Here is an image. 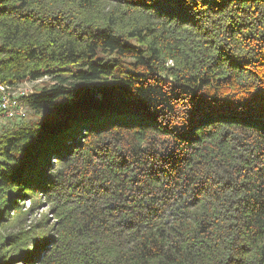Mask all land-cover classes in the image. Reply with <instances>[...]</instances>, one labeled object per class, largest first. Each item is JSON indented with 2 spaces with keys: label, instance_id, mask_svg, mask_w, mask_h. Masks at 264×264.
<instances>
[{
  "label": "trees",
  "instance_id": "trees-1",
  "mask_svg": "<svg viewBox=\"0 0 264 264\" xmlns=\"http://www.w3.org/2000/svg\"><path fill=\"white\" fill-rule=\"evenodd\" d=\"M43 77L0 230L50 217L0 264H264V0H0V85Z\"/></svg>",
  "mask_w": 264,
  "mask_h": 264
},
{
  "label": "rangeland",
  "instance_id": "rangeland-1",
  "mask_svg": "<svg viewBox=\"0 0 264 264\" xmlns=\"http://www.w3.org/2000/svg\"><path fill=\"white\" fill-rule=\"evenodd\" d=\"M43 81L37 84H32L30 86L31 90H37L38 88L42 87L43 85H46L47 82L49 83V79L46 77L42 78ZM37 117L33 115L31 111H29V114L27 115V118L24 120L25 122L28 121H34ZM11 123V121H8L6 119H3V117L0 114V134L4 126H7ZM22 211L27 212L32 209V202L29 200H25L24 202H20ZM33 211L30 212L27 216H24L19 221L11 222L9 224H6L5 227L0 230V238L9 237V235H19L20 233H26L31 232L34 233L35 228L38 226V224L42 221V219L46 217H50L49 209L47 208L46 204L43 202L38 205L37 207L32 209ZM52 219H48L50 222ZM34 236H36L34 234ZM43 243V242H39ZM17 264H20L19 262H16Z\"/></svg>",
  "mask_w": 264,
  "mask_h": 264
},
{
  "label": "built area",
  "instance_id": "built-area-1",
  "mask_svg": "<svg viewBox=\"0 0 264 264\" xmlns=\"http://www.w3.org/2000/svg\"><path fill=\"white\" fill-rule=\"evenodd\" d=\"M43 79L26 80L20 84L8 86L0 85V114L8 121L23 120L29 114V108L25 99L34 93L31 90L32 84L42 82Z\"/></svg>",
  "mask_w": 264,
  "mask_h": 264
},
{
  "label": "clouds",
  "instance_id": "clouds-1",
  "mask_svg": "<svg viewBox=\"0 0 264 264\" xmlns=\"http://www.w3.org/2000/svg\"><path fill=\"white\" fill-rule=\"evenodd\" d=\"M188 113H189V111H187L186 108L177 112V122H178V124L185 125V126L189 124V115H188ZM218 247L220 249L224 248V246L222 244H219Z\"/></svg>",
  "mask_w": 264,
  "mask_h": 264
}]
</instances>
